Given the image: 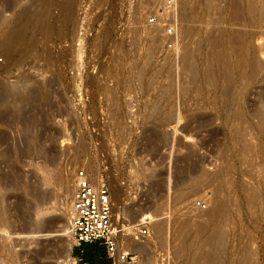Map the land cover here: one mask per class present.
<instances>
[{"label":"rangeland","instance_id":"obj_1","mask_svg":"<svg viewBox=\"0 0 264 264\" xmlns=\"http://www.w3.org/2000/svg\"><path fill=\"white\" fill-rule=\"evenodd\" d=\"M160 1L0 0V33L29 22L12 54L0 46V264L83 257L68 220L77 170L88 176L89 163L92 183L108 188L117 252L145 216L147 234L134 239L142 253L120 264H219L199 245L205 219L187 212L205 191L234 221L223 224V263L264 264V65L241 70L235 56L247 39L264 64V25L246 17L245 0L239 22L234 0H175L169 36L144 19ZM183 219L193 239L184 255Z\"/></svg>","mask_w":264,"mask_h":264},{"label":"bare ground","instance_id":"obj_2","mask_svg":"<svg viewBox=\"0 0 264 264\" xmlns=\"http://www.w3.org/2000/svg\"><path fill=\"white\" fill-rule=\"evenodd\" d=\"M246 2H247V6H246V8H245V10H244V7H243V11H245V14H246V17L248 16V15H253V14H256L257 15V18H258V21L261 23V24H263L264 25V0H245ZM68 9V8H67ZM37 11V10H36ZM243 11H242V7H241V4L239 3V0H238V2L237 1H235L234 0V5H233V19L231 20V21H233L234 19H237V20H235V21H238L239 20V15L240 14H243ZM29 14V13H28ZM29 16V15H28ZM37 16V15H36ZM249 17V16H248ZM1 18V17H0ZM3 18V17H2ZM6 18V17H5ZM30 20V19H29ZM25 21H27V20H25ZM241 21V20H240ZM14 22H15V20H14ZM239 22V21H238ZM7 22H5L4 24H6ZM28 21L27 22H23V23H21L20 25H18L19 27L17 28V26H16V24L13 26H10L11 24H9V25H5L4 27H5V30H4V33L2 34V33H0V46L4 49V51H5V53L6 52H8V53H13V51H14V46L17 44V43H19V42H22L23 40H25V34H26V27L28 26ZM237 23V22H236ZM259 23V24H260ZM2 24H3V22H2ZM233 24H235V23H232V25ZM238 24V23H237ZM243 24H244V22H243ZM246 24V23H245ZM32 25V24H31ZM240 25H241V23H240ZM250 25V24H249ZM235 26V25H234ZM242 26V25H241ZM243 26H245V25H243ZM248 26V25H247ZM3 27V28H4ZM32 27V26H31ZM2 30V29H1ZM0 30V31H1ZM222 30V29H221ZM221 33V32H220ZM232 33L234 34V38H236L238 35H244V32L242 31V30H239V29H234L233 31H232ZM222 34V33H221ZM251 34V33H250ZM236 35V36H235ZM245 35H247L246 34V30H245ZM244 35V36H245ZM249 36V35H248ZM252 37V36H251ZM32 39V38H31ZM244 39V38H243ZM221 43H223V41H224V36H223V34H222V36L218 39ZM29 41V40H28ZM31 42V41H30ZM249 41H247V39H244V45L240 48V49H238V52H236L235 53V56L237 57L236 59H238V65L237 66H239L240 67V69L241 70H243L244 68H246L247 69V67H248V69H251V71L250 72H252V73H255L256 71H258L264 64L262 63V62H258V63H253L254 61L253 60H251V57H253V55H254V50H252L251 49V46L249 45V43H248ZM27 46V45H26ZM0 47V48H1ZM28 49V48H27ZM22 51V50H21ZM229 54H228V52L226 51V50H222V53L219 55V58H218V63H220V65H222V66H224L225 68H227V67H229V66H231V65H229V56H228ZM23 57V56H22ZM254 58V57H253ZM116 60H117V58H116ZM251 60V61H250ZM233 61V60H232ZM253 61V62H252ZM237 62H236V64H237ZM250 62H252L251 64H250ZM233 64V63H232ZM218 65V64H217ZM11 66V65H10ZM223 67V68H224ZM238 67V68H239ZM109 70V69H108ZM21 71V70H20ZM223 71H224V69H223ZM247 73V72H246ZM251 76V75H250ZM256 76V75H255ZM25 80V79H24ZM7 82V81H6ZM27 84H28V82H27ZM16 85V84H15ZM13 87V86H12ZM32 89V88H31ZM109 89V88H108ZM6 90H7V86L5 85V84H1L0 85V97H2V99H3V97H5L4 95H5V92H6ZM7 95V94H6ZM11 96V95H10ZM4 100V99H3ZM2 101V100H1ZM2 103V102H1ZM0 103V104H1ZM2 105V104H1ZM112 105V104H111ZM114 105V104H113ZM7 107V106H6ZM5 108V107H4ZM122 116V115H121ZM120 118V117H119ZM122 118H123V116H122ZM121 118V119H122ZM259 121H260V123H262V124H264V117H262V116H260V118H259ZM163 122V121H162ZM111 123H112V121H111ZM115 131H117V130H115ZM115 133V132H114ZM120 135H121V133H120ZM106 136V135H105ZM116 136V135H115ZM119 138V137H118ZM112 140V139H111ZM112 144V143H111ZM138 165V164H137ZM87 166V165H86ZM142 167V166H141ZM86 169H87V171H88V173H89V175H92V177L94 178V179H96V178H99L98 176V174H99V172H98V169L95 167V165H93L92 163H89L88 164V166L86 167ZM142 171V170H141ZM204 172V171H203ZM88 175V176H89ZM87 176V177H88ZM156 176V175H155ZM77 177V176H76ZM57 178V177H56ZM60 178V177H59ZM65 178V177H64ZM89 178V177H88ZM67 179V178H66ZM59 180V179H58ZM57 180V181H58ZM64 180V179H63ZM89 180H90V178H89ZM91 181V180H90ZM60 182V181H59ZM92 182V181H91ZM62 183V182H61ZM61 183H59V184H61ZM64 184V183H63ZM68 184H66V186H67ZM74 185V184H73ZM62 186V185H61ZM60 186V187H61ZM65 186V187H66ZM69 187V186H68ZM116 187V186H115ZM62 188H63V186H62ZM65 189H67V188H65ZM64 189V190H65ZM60 190V189H59ZM68 190V189H67ZM71 191V190H70ZM114 198H116V199H118L119 201H120V199H119V196H120V191L117 189V187L116 188H114ZM60 193V192H59ZM186 194V192L185 191H183L182 190V192H180V194H179V198H180V200H179V198H178V200L179 201H181L182 199H183V197H185V196H187V195H185ZM252 194V193H251ZM213 195V194H212ZM251 196V195H250ZM250 196H249V198H250ZM254 196V195H253ZM62 197V196H61ZM255 197V196H254ZM182 198V199H181ZM219 198V197H218ZM248 198V199H249ZM250 199H254V198H250ZM209 200L211 201V200H213L212 201V203H210L211 205L206 209V211L203 213L204 214V221L202 222V224H201V226H200V228L202 229V230H204V232L206 233V235H205V237L203 238V240L199 243V245H200V248H201V251L202 252H206V253H210L211 255H209L210 257H209V262L210 263H219V264H222L223 263V260H224V255L223 256H221L222 254L220 253L222 250H220V244L223 242L222 241V238H223V230H222V228H224V225L223 224H226L225 222H227V223H234V221H233V219H232V217H231V215L227 212V210L225 209V206L227 205V204H225V206H224V202L223 203H221V201L220 200H218L217 198H216V196H214L213 197V199H210L209 198ZM208 200V203L210 202ZM254 200H258L257 199V197H256V199H254ZM254 200H253V202H254ZM115 201V200H114ZM72 202V201H71ZM256 202V201H255ZM254 202V203H255ZM59 204H60V202H59ZM40 205V204H39ZM61 206V205H60ZM183 212V211H182ZM4 213V212H3ZM124 213V212H123ZM123 215V214H122ZM134 215V214H133ZM118 216H119V214H117V218H118ZM124 218V217H123ZM133 219V218H132ZM145 216H144V214H138L137 216H135V219H133L132 220V222L134 221V223H133V225L132 226H134V227H136V228H134L133 229V231H135V229H137L138 228V225L139 224H142V223H145ZM179 221V220H178ZM186 220L185 219H183V220H181V221H179L178 223H177V225H175L176 226V231H177V233L178 234H180L181 235V239L179 240L180 242H179V244H178V247H177V250H178V253H180V252H182L183 253V255L185 254V253H187V252H189L190 250H191V248H192V245H193V239H192V237H191V234H188V227H189V225L187 224V221L185 222ZM177 222V221H176ZM176 224V223H175ZM156 225V224H155ZM222 225H223V227H222ZM233 225V224H232ZM231 225V226H232ZM158 226V225H157ZM156 226V227H157ZM154 227V226H153ZM163 227V226H162ZM162 227H159L158 226V229L159 228H161L162 229ZM127 228V227H126ZM128 228H132L131 226H129ZM155 228V227H154ZM241 228V227H240ZM239 228V229H240ZM160 230V229H159ZM70 232V231H69ZM71 236H72V234H71ZM176 236H177V234H176ZM178 238H179V235L177 236ZM72 239H73V237H72ZM128 239V238H127ZM134 239H136V238H134ZM134 239H129V240H126L125 242H126V244L121 248V249H119L118 250V253H120V252H136V253H142V249H143V246L137 241V240H134ZM128 241V242H127ZM140 241V240H139ZM222 241V242H221ZM116 243H117V240H116ZM176 244H177V242H176ZM223 245V244H222ZM146 246V245H145ZM1 247V246H0ZM128 247V248H127ZM207 247L209 248V250L207 251ZM239 247H241V246H239ZM176 248V247H175ZM222 248H224V247H222ZM221 248V249H222ZM232 249V248H231ZM241 249H243V248H241ZM69 249H67L66 250V252H65V261L67 262L68 261V259H69V251H68ZM177 250H176V252H177ZM235 250V249H234ZM248 251V250H247ZM243 252V251H242ZM241 252V253H242ZM245 252V251H244ZM243 252V253H244ZM230 253V252H229ZM239 253V252H238ZM242 253V254H243ZM251 253H253V252H251ZM251 253H250V255H251ZM236 254V253H235ZM229 255V254H228ZM231 255V254H230ZM247 255V254H246ZM248 256L249 257V259H250V257L251 256ZM234 256V255H233ZM237 256V255H236ZM239 256V255H238ZM237 256V257H238ZM241 256V255H240ZM245 256V255H244ZM253 256V258H254V255H252ZM187 258H186V260H185V264H196V262H197V259H195V258H189L188 256H186ZM243 257V256H242ZM239 258V257H238ZM238 258H237V260H238ZM241 258V257H240ZM239 258V260H241ZM255 259V258H254ZM253 259V261H255ZM225 260H226V258H225ZM224 260V261H225ZM251 260H252V257H251ZM242 261V260H241ZM240 261V262H241ZM238 262V261H237ZM236 262V263H237ZM243 262H245V261H243ZM227 263V262H226ZM250 263H252V261L250 262ZM254 263V262H253ZM118 264H120V261H118ZM224 264V263H223ZM240 264H244V263H240Z\"/></svg>","mask_w":264,"mask_h":264},{"label":"built area","instance_id":"obj_3","mask_svg":"<svg viewBox=\"0 0 264 264\" xmlns=\"http://www.w3.org/2000/svg\"><path fill=\"white\" fill-rule=\"evenodd\" d=\"M174 12L175 0H161L145 12L144 19L147 24L161 27L165 35L171 36L176 26ZM76 176L68 229L79 254L83 253L82 245L98 243L105 247L107 257L112 258L111 264H116V260L129 263L134 258L133 254L117 252L116 237L112 227V207L107 186L104 183L98 185L92 183L83 169L77 170ZM210 196V191H205L202 195L195 197L188 206L189 215L205 218L203 213L208 207ZM145 234H147V229L143 224H139L134 231V237L138 239ZM73 263L90 264L84 261L81 256L74 259Z\"/></svg>","mask_w":264,"mask_h":264},{"label":"trees","instance_id":"obj_4","mask_svg":"<svg viewBox=\"0 0 264 264\" xmlns=\"http://www.w3.org/2000/svg\"><path fill=\"white\" fill-rule=\"evenodd\" d=\"M101 245L100 247H90L86 244L85 250H83V257L84 261H88L90 264H111L109 259H106L107 254L105 247Z\"/></svg>","mask_w":264,"mask_h":264},{"label":"crops","instance_id":"obj_5","mask_svg":"<svg viewBox=\"0 0 264 264\" xmlns=\"http://www.w3.org/2000/svg\"><path fill=\"white\" fill-rule=\"evenodd\" d=\"M87 245L90 246V247H96V248H98V247L101 246V245L98 244V243H88ZM102 248H103V246H102ZM87 262H88V261H87Z\"/></svg>","mask_w":264,"mask_h":264}]
</instances>
